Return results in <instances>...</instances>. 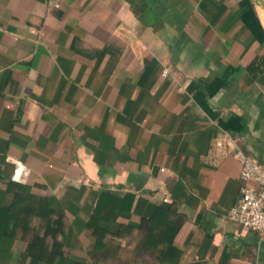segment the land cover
Wrapping results in <instances>:
<instances>
[{
  "label": "crops",
  "instance_id": "1",
  "mask_svg": "<svg viewBox=\"0 0 264 264\" xmlns=\"http://www.w3.org/2000/svg\"><path fill=\"white\" fill-rule=\"evenodd\" d=\"M54 1L0 0V264H264L226 217L235 153L264 163V0Z\"/></svg>",
  "mask_w": 264,
  "mask_h": 264
},
{
  "label": "built area",
  "instance_id": "2",
  "mask_svg": "<svg viewBox=\"0 0 264 264\" xmlns=\"http://www.w3.org/2000/svg\"><path fill=\"white\" fill-rule=\"evenodd\" d=\"M53 6L59 7L55 0ZM166 73V71H165ZM240 162L242 186L236 203L226 214L228 220L252 231L264 232V163L244 152H236ZM28 167L19 160H14L12 179L23 181L28 175Z\"/></svg>",
  "mask_w": 264,
  "mask_h": 264
},
{
  "label": "trees",
  "instance_id": "3",
  "mask_svg": "<svg viewBox=\"0 0 264 264\" xmlns=\"http://www.w3.org/2000/svg\"><path fill=\"white\" fill-rule=\"evenodd\" d=\"M248 69L255 74V76L257 75V73L262 72L264 69V55L258 56L253 63H251L248 67ZM10 209L8 208H3L0 209V212L2 211H9ZM148 224L147 226L145 225V227L148 228V230L153 231L154 234H150V235H146V241H149L150 243H153L155 245L159 244H164L165 245V249L161 252V254H166L167 250L169 249V247L172 245L174 237L177 233V229L176 231H173L172 234H170L169 232L166 233V235L164 234V232H162V228L159 229L156 227V224L152 221H150V223H146ZM144 226H142L141 228H143ZM158 229V232H157ZM152 235V236H151ZM170 235V236H169Z\"/></svg>",
  "mask_w": 264,
  "mask_h": 264
}]
</instances>
